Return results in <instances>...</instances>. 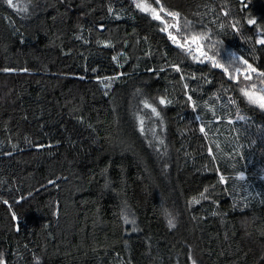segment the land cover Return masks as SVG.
Wrapping results in <instances>:
<instances>
[{
	"label": "trees",
	"instance_id": "1",
	"mask_svg": "<svg viewBox=\"0 0 264 264\" xmlns=\"http://www.w3.org/2000/svg\"><path fill=\"white\" fill-rule=\"evenodd\" d=\"M261 40L264 0H0V264H264Z\"/></svg>",
	"mask_w": 264,
	"mask_h": 264
},
{
	"label": "snow or ice",
	"instance_id": "2",
	"mask_svg": "<svg viewBox=\"0 0 264 264\" xmlns=\"http://www.w3.org/2000/svg\"><path fill=\"white\" fill-rule=\"evenodd\" d=\"M158 2V0H157ZM9 3L11 4V0H9ZM138 7H140V5H137ZM170 15H176V14H172L169 13ZM157 19H159V16H156ZM254 23V21H253ZM173 40H175V37H171ZM196 38L193 37V40H195ZM260 43H264V40H261ZM181 47H183V45H181ZM249 68L251 69V65H249ZM252 71H255V69H251ZM260 75H264V73H260ZM246 96L249 97L250 100H252L253 102H258L259 105L261 107H264V96H256L255 94L251 93V92H245L244 93ZM163 103V101H161ZM171 224V221L169 222ZM193 264H195V261H193Z\"/></svg>",
	"mask_w": 264,
	"mask_h": 264
},
{
	"label": "rangeland",
	"instance_id": "3",
	"mask_svg": "<svg viewBox=\"0 0 264 264\" xmlns=\"http://www.w3.org/2000/svg\"><path fill=\"white\" fill-rule=\"evenodd\" d=\"M165 217L169 227L174 228L177 225V216L172 211H165ZM171 221V224L169 223Z\"/></svg>",
	"mask_w": 264,
	"mask_h": 264
},
{
	"label": "water",
	"instance_id": "4",
	"mask_svg": "<svg viewBox=\"0 0 264 264\" xmlns=\"http://www.w3.org/2000/svg\"><path fill=\"white\" fill-rule=\"evenodd\" d=\"M242 1H244V0H242Z\"/></svg>",
	"mask_w": 264,
	"mask_h": 264
}]
</instances>
